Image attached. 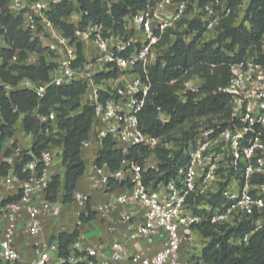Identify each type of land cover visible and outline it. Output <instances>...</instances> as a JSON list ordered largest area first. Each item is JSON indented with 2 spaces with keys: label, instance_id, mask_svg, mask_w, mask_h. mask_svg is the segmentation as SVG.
<instances>
[{
  "label": "built area",
  "instance_id": "obj_1",
  "mask_svg": "<svg viewBox=\"0 0 264 264\" xmlns=\"http://www.w3.org/2000/svg\"><path fill=\"white\" fill-rule=\"evenodd\" d=\"M61 1L36 0L29 6V13L21 17L20 28L56 59V68L49 74V80L39 86L27 79L16 86L0 80V88L6 95L16 90L33 91L40 99L50 86L72 83L84 86L81 106L92 108L93 119L89 137L82 146L93 139L97 144L96 160L104 141H109L112 149L122 156L116 170H110L106 161L96 163L94 160L88 179L94 188L107 189L110 180L128 184L126 193L115 195L99 209L108 214L116 206L122 208L118 221L127 233L133 251L129 253L117 239L90 248H81L76 241L66 257H59L55 235L43 249L36 251L37 257L32 264H50L51 256L55 257L56 264H117L126 260L131 264H204L199 257L181 260L182 243L190 240L203 224L235 226L239 215V219H249L252 230L234 244L246 242L253 232L264 226V63L246 55L230 66L229 81L219 89L230 98L227 126L208 127L188 139L182 148L184 165L176 164L178 168L173 178L153 181L148 186L144 184L145 174L157 171L158 166L150 163L149 158L160 139L144 133L138 120L151 88L148 69L157 63L164 64L163 57L178 35L185 44L199 37L198 46L214 40L221 22L230 16L231 8L222 0L207 2L202 7L198 6L197 0L191 3L186 0H146L144 8L124 16L121 30L114 31L102 23L89 21L83 29L76 28L73 39H69L46 14L51 5ZM64 1L72 5L80 2ZM102 2L110 15L111 6L118 0ZM10 13L15 16L12 11ZM192 22L203 28L200 35L197 29L189 27ZM233 24H239L238 17ZM44 35L51 40L44 43ZM77 44H80L83 60L73 67L77 61ZM87 45L92 49L86 57L84 46ZM7 49V42L0 35V65L2 52ZM228 55L232 56L231 53ZM260 55L264 57V34ZM15 60L13 55L10 62ZM201 82L196 84L191 78L176 94L184 101L186 92H197ZM157 111L161 123H167L169 117L159 108ZM33 117L44 126L45 136L57 131L55 112L50 110L40 114L33 111ZM132 152L135 155L131 156ZM60 153L58 146L49 143L38 155L31 148L16 146L5 157L4 162L11 171L18 166L24 177L15 195L19 198L0 206V264H22L14 243L16 235L22 231L29 237H38L40 214L58 215V208L45 198L40 205L34 200L39 195L45 197L51 180L48 170ZM144 155L146 158L140 164L138 160ZM218 166L225 173L228 167L235 172L239 166V188L234 184V174L230 175V183L220 187L223 180L216 179L215 174ZM217 193L227 206L209 204L208 200ZM73 200L86 205L88 198L76 193ZM23 210H26L27 219L21 226L19 220ZM110 230L114 232L115 228L110 227ZM157 242L159 249L150 253L149 248Z\"/></svg>",
  "mask_w": 264,
  "mask_h": 264
},
{
  "label": "trees",
  "instance_id": "obj_2",
  "mask_svg": "<svg viewBox=\"0 0 264 264\" xmlns=\"http://www.w3.org/2000/svg\"><path fill=\"white\" fill-rule=\"evenodd\" d=\"M11 0H0V35L4 36L9 49L2 52L3 60L0 65V80L7 85L16 86L21 80H30L39 86L49 80V74L56 68L55 63L47 62L45 56L51 54L43 48L36 40H31L27 31L20 26L21 17L13 16L9 9ZM189 3L195 0H186ZM214 0H197L198 6ZM231 8L230 16L221 22L216 38L208 43L198 46V38L185 44L178 35L173 45L164 55V64L157 63L148 69L151 84L145 105L139 114V126L144 133H147L160 140L181 130L186 123L193 124L195 121L216 117L218 124L227 126L230 119V98L219 89L226 86L230 78V66L241 61L248 52V49L261 46L264 34V0H248L244 7V18L241 24L234 26L242 0H222ZM146 5V0H118L111 6V14L102 0H80L78 5L67 4L64 0L56 5H51L47 12L48 20L66 38L73 39V31L83 29L89 21L102 23L106 28L114 31L121 30L123 18L133 14ZM76 14L79 20L76 26L69 24L67 19ZM190 28L198 30L199 35L203 28L197 22H192ZM37 54L39 59L36 65H27L25 62L29 54ZM231 53L232 56L228 54ZM13 55L16 60L10 62ZM80 44H77V61L73 67L79 66L82 62ZM259 62L264 63V57L260 55ZM200 79L201 85L197 92H186L185 100L176 92L183 87V84L191 78ZM173 84H170L173 82ZM84 86L79 83H72L62 87H47L42 98H37L33 91L16 90L5 94L0 88V117L3 121L0 125V154L3 142L13 136L14 125L21 119V127L25 133L34 137L31 151L36 155L49 143L61 149L59 157L64 167L63 177H51L45 193V200L55 202L59 196L61 204L73 202V194L78 180L83 176L85 166L80 158L82 142L87 140L91 130L93 110L88 106H81V95ZM16 111H13V109ZM169 117L167 123L159 120V111ZM57 114V131L50 136L43 134L44 126L40 125L33 117V111L40 114H47L49 111ZM210 124V123H209ZM192 129L196 126H191ZM187 136V135H186ZM188 138V136L186 137ZM9 151H4L3 156L7 157ZM159 160L157 171H148L145 174L144 184L150 182L166 181L176 174L178 165H184L182 150L170 155L163 145L153 151ZM135 152L131 153V156ZM146 155L139 158L142 164ZM122 156L112 149L109 141H104L103 149L98 153L95 162L106 161L110 170L119 168ZM11 170L6 162L0 163V178L7 176ZM13 174L21 180L18 166L13 169ZM126 184L125 181L110 180L107 191ZM17 196L7 198L0 202L18 199ZM212 206H227V203L217 193L208 200ZM95 219V213L86 203L85 212L78 217V224L71 233H59L56 236L58 243L59 257H66L70 247L79 238V225L86 224ZM252 228L244 221L235 226H212L203 224L198 227V232L203 239L208 240L201 250L200 260L204 264H264V226L253 232L246 242L234 244V241L241 239L250 233ZM54 237H50L52 241Z\"/></svg>",
  "mask_w": 264,
  "mask_h": 264
},
{
  "label": "crops",
  "instance_id": "obj_3",
  "mask_svg": "<svg viewBox=\"0 0 264 264\" xmlns=\"http://www.w3.org/2000/svg\"><path fill=\"white\" fill-rule=\"evenodd\" d=\"M76 26V23L74 24ZM87 49L84 46L85 56ZM87 57V56H86ZM0 124L3 123L0 117ZM13 136L3 142L2 152L0 154V163L5 161L3 156L4 151H11L13 147L20 146L22 149H29L32 147L34 137L24 132L21 127V119H19L14 125ZM97 150V144L93 139H89V143L86 146L81 147L80 158L85 166L83 176L78 180L74 194L79 193L87 196V203L91 207V210L95 213V219L86 224L79 225V238L78 243L81 248H90L97 245H105L110 243L111 240L117 239L123 243L129 253L133 251L132 243L128 238L122 225L119 223V214L122 211L120 206H116L110 213H104L100 211L99 207L108 203L115 195L126 193L128 184L115 189L112 192L105 194V197L101 196L103 188H94L89 181V175L91 174V167L95 159V153ZM157 160V159H156ZM151 163V158H149ZM64 167L61 165V159L58 160L49 168L48 173L50 177L59 176L63 177ZM20 188V180L10 170L7 176L0 178V202L11 198L17 194ZM60 196V194H59ZM59 196L53 206L57 207L59 213L56 217H53L47 213H41L39 216L41 231L38 237L32 238L20 231L15 239L14 243L19 250L20 259L22 264H32L36 259L37 250H41L48 243L49 238L57 236L59 233H71L78 223V217L85 212V204H79L73 200L69 204H61ZM44 201V196L39 195L34 203L40 205ZM1 206V205H0ZM140 212V211H139ZM27 219L26 210H23L20 215L19 223L22 226ZM110 227H114L115 231L112 232ZM2 230V222L0 220V231ZM207 240L203 239L201 234L197 231L193 234L190 240L182 243L179 249V258L181 260H188L191 257H199L201 250L205 246ZM160 247V243L157 242L149 248L150 253H154ZM54 257V256H53ZM55 258V257H54ZM50 264H56L54 259ZM117 264H131L128 260L121 261Z\"/></svg>",
  "mask_w": 264,
  "mask_h": 264
},
{
  "label": "rangeland",
  "instance_id": "obj_4",
  "mask_svg": "<svg viewBox=\"0 0 264 264\" xmlns=\"http://www.w3.org/2000/svg\"><path fill=\"white\" fill-rule=\"evenodd\" d=\"M35 1L36 0H11L9 3L8 9H9V11H12L15 14V16H17V17L18 16L22 17L23 15L25 17V13H29V10H30L29 6L32 3H34ZM247 2H248V0H242V6L239 8V11L237 13V17L239 18V25L241 24V21H243V18H244V11L243 10H244V7H246ZM78 20H79V16L76 14L71 15L67 19L68 23L72 24V25L77 23ZM50 40H51L50 37H48L46 35H44V37L42 39V41L44 43L48 42ZM86 47L88 50L87 49H85V50L88 54L89 50H91L92 48L89 45H87ZM247 56L259 58L260 57V47L253 46V47L249 48L248 52H247ZM38 59H39V56L37 54L32 53V54L28 55V58H27L25 63L27 65H36ZM45 60L47 62H51V63L56 62L55 61L56 59L54 58V56L52 54H48L47 56H45ZM193 82L196 84L200 83V81L196 77L193 78ZM210 120H211L212 124H218L216 117L210 118ZM0 122H1V120H0ZM211 122H209L207 118H203V119H199V120L195 121L193 124L186 123L182 126L181 130H178V131L174 132L173 134H171V135L165 137L164 139L160 140L159 145L162 144L163 147L166 150H168L169 153H171V154L175 151L182 150V148L184 147V144L186 143V141L188 139L192 138L195 133H200V132L204 131L206 128L210 127ZM0 125H2V124H0ZM192 125L196 126V128L192 129L191 128ZM186 135L188 136V138H186L187 137ZM150 158H151V163H153L154 165L156 164V166L159 165V162H158L159 160L155 157L154 154ZM218 167L219 168L215 171V174H216V179H222L223 180L220 187H223L224 185L230 183V181H229V179L231 180L230 175L234 174V176H235L234 184H235L236 188H239V174H240L239 166L235 172H233L232 169L230 167H228L227 173L224 172V169L221 166H218ZM217 183H220V182L218 181ZM97 189H99V188H97ZM103 190H104V192L102 191L101 196L105 197V194H107L109 192L106 189H103ZM192 202L197 203L198 201H192ZM239 216H237L238 217V220H237L238 223L241 221H244L246 224L251 226L249 223L250 222L249 219H247L245 217L239 219ZM218 226H222V225H218ZM218 226H215V227L218 228ZM51 259H55V258L53 256H51Z\"/></svg>",
  "mask_w": 264,
  "mask_h": 264
}]
</instances>
